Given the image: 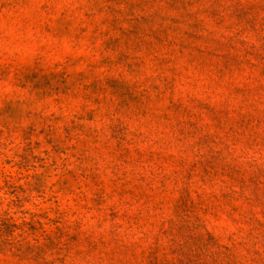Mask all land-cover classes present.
<instances>
[{"label":"rangeland","instance_id":"obj_1","mask_svg":"<svg viewBox=\"0 0 264 264\" xmlns=\"http://www.w3.org/2000/svg\"><path fill=\"white\" fill-rule=\"evenodd\" d=\"M0 264H264V0H0Z\"/></svg>","mask_w":264,"mask_h":264}]
</instances>
